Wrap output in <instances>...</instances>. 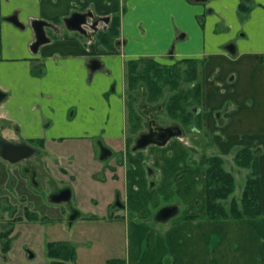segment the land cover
I'll return each instance as SVG.
<instances>
[{
  "label": "crops",
  "instance_id": "obj_1",
  "mask_svg": "<svg viewBox=\"0 0 264 264\" xmlns=\"http://www.w3.org/2000/svg\"><path fill=\"white\" fill-rule=\"evenodd\" d=\"M5 4H11L7 11ZM75 11L102 19L98 31L81 36L57 30L51 36L52 24ZM12 13L24 27L6 19ZM33 19L50 23V40L36 52L30 49ZM99 31L114 37L99 38ZM141 57L200 62L208 136L191 142L196 162L171 138L159 148L150 146L161 155L150 161L156 170L146 174L141 154L147 146L132 151L123 138L127 62ZM92 59L99 62L95 70L88 67ZM0 119L7 122L9 138L16 137L15 125L18 137L37 139L45 148L69 139L89 141L93 150L99 139L122 152L119 165H107L97 177L113 183L103 195L92 193L103 197L99 207L95 201L81 210L98 227L124 234L123 250L107 264H264V0H1ZM239 146L257 148L262 214L208 218L206 160L222 155L240 181L246 170L233 161ZM168 204L182 215L151 219ZM86 239L89 248L91 238Z\"/></svg>",
  "mask_w": 264,
  "mask_h": 264
},
{
  "label": "rangeland",
  "instance_id": "obj_2",
  "mask_svg": "<svg viewBox=\"0 0 264 264\" xmlns=\"http://www.w3.org/2000/svg\"><path fill=\"white\" fill-rule=\"evenodd\" d=\"M10 6L11 4H5L4 10L7 11ZM52 25L55 28L52 27V29L50 30L51 36H53L57 30L58 34H61V32H68V28L66 27L63 20H61L59 24ZM91 31L89 32L91 33ZM74 34H77V32ZM163 59L165 58H162L158 61L164 62ZM181 66L186 67L184 64ZM197 67L199 70L200 67ZM197 81H200L201 85L203 86V81L198 78V74ZM179 86L187 89L191 85L190 83L180 82ZM125 90L126 129L124 131L123 138H129V142L131 144L130 149L133 151L132 147L134 146L135 140L138 137L139 133L147 130V119L141 113L142 105L146 104L147 106H149L151 116L155 118L160 125H172L175 122L180 123L184 132L182 136L174 137L172 139L179 140L186 146V149H188L189 153L191 154L190 157L187 158V160L196 162L192 158H194L197 148L192 146L191 142H195L197 140H200L199 138L208 136V130L204 129V124H201L200 121H198L197 123L196 121L198 120V115L202 120V103H197L191 98L189 99L190 103L188 104V106H186L187 109L191 111L193 118L190 123L185 125L181 123L179 118H172L168 114L166 107L169 99L175 92V90H172L169 86H164L162 88V95L160 97L150 100L147 96L148 88L145 84L142 83V85L138 84L133 88H129L128 79L126 77ZM130 109L134 110L136 118H139L138 121L137 119H133L132 116L131 118H129ZM136 122H138L139 126L137 128H133V125L136 124ZM55 144L57 145L56 147L45 149V151L48 149L49 152L46 151L47 154L43 155L41 160L45 165H49L53 170L54 175L59 178V182L57 181L58 183H56V188H61L65 184L69 185V187L72 186L73 195L70 201L73 205H76L80 211L89 206V203L95 204V201H98V204L96 206L99 207L103 197L93 196L92 193L97 192L99 193V195H103V192L107 188L111 189V185L113 183L111 178L107 177V180L110 181L104 183V178L97 177L100 174L105 173L104 170L106 169L107 165H111L110 167L112 168H114L113 166H118V159H121L122 156L120 155V153L122 152L120 150H117L116 147H113L116 150L108 159L105 160V162L98 159V149L97 147H94V149L92 150L91 142L89 141L65 139L60 144ZM150 146H156V148H159L157 147L158 145L150 144L147 146V148L145 147L146 149L144 151H142L144 153H142L141 156L145 159L144 162L146 163V174L147 172L149 173V169L151 170V173L156 170V167L151 165L150 161L153 159V157H158L159 153L161 155V151H159L158 153L153 148H150ZM78 152H80L79 156ZM197 153L198 151L196 152V154ZM94 155L97 156V158H95ZM56 157L57 159H55ZM102 162L104 163L103 165H101ZM63 166L67 167V170H69V172H67L66 174H62L60 172L61 168L64 171ZM70 173H72L71 176ZM150 180L153 181L154 179L151 178ZM152 183L154 184L155 182ZM92 187H94V189ZM24 192H29L31 193V197L34 196V198H36L35 203L36 205L39 204L37 207L39 208L38 212H40V219L42 220L37 232L39 235L37 239L38 244L33 247L36 253L39 254H37L35 260L29 261L26 259L25 264H43L45 263V260L49 261V258L45 256L46 244L48 241L68 240L73 244H77L76 248L73 249V256L75 257L73 264H107V259L119 255L120 251L123 250L122 245L124 241V234L122 233V231L118 230L113 232L112 228H105L106 230H104V228L98 227L99 225H101V223L94 220L85 219L80 221L82 217L86 216V213L83 212L82 217L74 220L72 225L69 227L66 224L65 220L68 212L67 206L65 204H55L49 202V200L47 199V192L42 189L38 190V192H35L39 195L38 197L32 194L33 191L31 190V187L26 186ZM163 196V193L159 194V197L161 199H163ZM92 197L94 198L90 202V199ZM173 199L175 198H172L171 200ZM106 206L107 205H105V207ZM156 212H154V215L151 217V219L155 218ZM182 213V210H180V212H178L176 216L179 217L182 215ZM45 216L46 218L43 219V217ZM113 237H115L114 246L111 244ZM86 238L92 239H90L91 242L89 248L86 247Z\"/></svg>",
  "mask_w": 264,
  "mask_h": 264
},
{
  "label": "flooded vegetation",
  "instance_id": "obj_3",
  "mask_svg": "<svg viewBox=\"0 0 264 264\" xmlns=\"http://www.w3.org/2000/svg\"><path fill=\"white\" fill-rule=\"evenodd\" d=\"M93 21L94 19L86 25L88 30H92H89L91 31L89 33L90 35L95 34L97 31V29L92 28ZM97 35L99 36L98 33ZM141 113L147 119L148 130L149 120L153 118L150 114L149 106L143 104ZM6 124V120L0 119V264H25L26 259L29 261L35 260L37 254H39L36 253L33 247L38 244L37 239L39 235L37 232L42 221L40 219L41 214L38 212L39 208L37 207L39 204L36 205V198L34 196L31 197V193L24 192L26 186L31 187L32 194L36 195V197L39 195L35 192L42 189L47 192L49 202L65 204L68 210L65 220L69 227L74 220L81 218L82 211L70 201L73 195L72 186H70L71 195L69 200L58 199L62 195H57V193L69 187V185L64 183L65 185L61 188H56V183L59 182V178L54 175L51 167L45 165L41 160L43 155L47 154L45 151L46 148L42 143L37 139L26 140L18 137L17 134L19 131L15 125L12 126V131L16 137L9 138L4 131ZM96 142H102L105 145L102 140L97 139ZM24 150H28L30 154L16 161H12L13 158L20 156ZM63 169L64 171L62 168L60 170L62 174L69 172L65 166H63ZM113 205L115 208H118L122 204L118 199H115ZM72 215H75V218L70 220L69 218ZM85 219L82 218V220ZM50 244L55 247L61 244L73 248V243L68 240L48 241L45 256L49 258V261L44 259L45 263L43 264H73L75 257L72 252L62 251L57 255H52Z\"/></svg>",
  "mask_w": 264,
  "mask_h": 264
},
{
  "label": "trees",
  "instance_id": "obj_4",
  "mask_svg": "<svg viewBox=\"0 0 264 264\" xmlns=\"http://www.w3.org/2000/svg\"><path fill=\"white\" fill-rule=\"evenodd\" d=\"M114 33L100 32L99 38L112 40ZM106 43V42H105ZM199 61L194 58H183L172 64H166L151 58H138L127 62L128 87L145 84L148 88V99L153 100L162 95V88L169 86L175 92L167 104L168 114L179 118L181 123L188 124L193 116L187 109L189 99L202 102L203 86L197 81ZM185 65L183 67L181 65ZM180 82L190 83V87H180ZM187 105V106H186ZM136 118L134 110H129V118ZM198 121H203L198 115ZM139 126L138 122L133 128ZM257 148L250 146L234 148V165L246 170L241 180L235 178V171L225 165L222 155L213 154L206 160L207 217L208 218H242L257 217L262 214L260 178L257 159ZM239 185V187H238ZM195 218L196 216H189ZM51 254L72 252L73 248L59 244L51 245ZM53 247V248H52ZM56 251V252H54ZM113 263V262H112Z\"/></svg>",
  "mask_w": 264,
  "mask_h": 264
},
{
  "label": "water",
  "instance_id": "obj_5",
  "mask_svg": "<svg viewBox=\"0 0 264 264\" xmlns=\"http://www.w3.org/2000/svg\"><path fill=\"white\" fill-rule=\"evenodd\" d=\"M93 18L94 14L89 12H73L69 17L64 19L66 26L75 31H79L83 34H87V30L84 28L88 18ZM8 21L12 22L16 26L24 27V24L18 19L16 13L9 15L6 18ZM98 20H94L92 28H96ZM47 25V22L42 19H33L31 21V26L35 33V40L31 44L30 48L33 52H36L39 46L49 40V37L46 35L44 27ZM226 49H229L231 52H234V46L232 44H227ZM99 67V62L97 59H92L89 62V68L95 70ZM183 134V128L179 124L173 125H160L156 122L154 118L149 120V129L147 131L141 132L135 140L134 149H141L146 147L149 144L163 145L170 138L175 136H181ZM100 147V159H104L107 156L111 155L112 151L102 144H99ZM25 151V152H24ZM22 151L20 156L13 158L12 161H16L20 158L26 157L30 154L28 150ZM4 154V153H3ZM149 173L151 170L149 169ZM57 195H62L59 200H69L71 195L70 188L66 187L62 189ZM178 212V207L175 204L165 205L158 209L155 214V219L158 221H166L176 215ZM75 218V215H72L69 219L72 220Z\"/></svg>",
  "mask_w": 264,
  "mask_h": 264
}]
</instances>
